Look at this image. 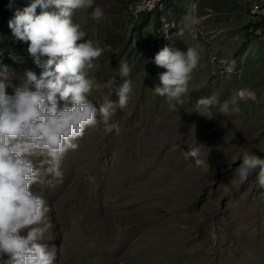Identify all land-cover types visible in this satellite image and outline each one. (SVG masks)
Instances as JSON below:
<instances>
[{
    "label": "rangeland",
    "instance_id": "rangeland-1",
    "mask_svg": "<svg viewBox=\"0 0 264 264\" xmlns=\"http://www.w3.org/2000/svg\"><path fill=\"white\" fill-rule=\"evenodd\" d=\"M4 2L8 24L31 0ZM95 6L103 9L102 18L82 9L73 15L86 38L104 49L88 72L95 80L88 98L97 107L106 96L117 101L105 87L112 79L131 80L132 93L111 118L118 131L106 132L97 117V125L86 128L78 147L63 157L59 167L72 162L78 170L67 188L51 190L46 176L45 183L32 186L51 208V228L42 242L54 240L49 248L57 256L63 247L84 252L88 260L81 264H95L96 231L110 236L111 225L126 236L125 248L134 247L133 264H264V189L255 171L241 183L242 160L233 161L242 149L264 158V0H95ZM188 15L200 22L191 24ZM248 21L259 25L250 32ZM4 38L0 28V42ZM164 46L191 47L200 56L176 112L154 91L165 69L153 57ZM224 61L235 62L231 73ZM122 62L131 69L126 78L118 75ZM3 67L9 95L25 70L41 71L28 62L25 49L5 53L0 47ZM212 95L236 99L239 112L224 116L213 107L212 119L198 114L197 100ZM194 143L209 169L185 158ZM33 160L39 167L43 157ZM82 216L95 230H74ZM131 226L135 230L127 234ZM122 248L108 242L99 264H132ZM56 261L68 264L65 258Z\"/></svg>",
    "mask_w": 264,
    "mask_h": 264
},
{
    "label": "clouds",
    "instance_id": "clouds-1",
    "mask_svg": "<svg viewBox=\"0 0 264 264\" xmlns=\"http://www.w3.org/2000/svg\"><path fill=\"white\" fill-rule=\"evenodd\" d=\"M81 9L91 10L97 19L104 16L95 0H31L22 10H15L8 21L12 35L27 43V53L41 71L37 75L25 70L14 94L9 95L8 70H0V264H55V247L42 242L51 228V208L32 186L45 183V176L62 177L61 160L78 147L76 141L86 128L97 125V117L106 132L118 131L111 118L117 107L127 106L132 93L131 80L123 79L117 84L112 79L105 87L115 93L117 101L106 96L97 107L88 98L95 86L88 72L104 49L86 38L87 33L74 23L73 15ZM185 19L191 24L200 22L195 15ZM199 59L198 51L191 47L180 50L164 46L155 53L153 62L165 71L159 74L160 85L154 91L171 111L183 105L182 98L189 92L191 74ZM224 63L225 70L231 73L235 62ZM130 71L122 62L118 75L126 78ZM213 107L224 116L239 112L236 99L221 101L216 95L200 97L195 111L212 119ZM34 157H43L41 166L34 163ZM188 157L197 167L209 169L196 143L185 152ZM236 159L242 160L237 173L240 182L255 171L257 184L264 189V158L242 149L233 161Z\"/></svg>",
    "mask_w": 264,
    "mask_h": 264
},
{
    "label": "bare ground",
    "instance_id": "bare-ground-1",
    "mask_svg": "<svg viewBox=\"0 0 264 264\" xmlns=\"http://www.w3.org/2000/svg\"><path fill=\"white\" fill-rule=\"evenodd\" d=\"M63 165H64L63 167H59V171L62 174V177L60 179H57L53 176H46V181H47L46 183L49 184L50 189H51V187H54V186L58 187L60 185L65 189L69 186L70 182H72V180L76 176L78 170L74 169L72 162L70 163V165H68L66 163H64ZM69 166H70V168H69ZM109 175H111V174H109ZM109 175H107V176H109ZM49 181L51 183H49ZM62 181H64L63 184L61 183ZM50 189H49V191H50ZM67 203L72 204L71 202H67ZM68 210H69V207L66 209V211H68ZM84 218H86V217L82 216L81 218L79 217L75 220L76 223L73 225V228L75 231H89L90 229H92L93 226L91 224H89L88 222H85ZM93 229H94V227H93ZM134 230H135L134 227L131 226L128 229L127 234L132 233ZM110 231L112 233V235H110L111 237L108 236V232H106V231H103V230L96 231V237L93 239V245L97 246L100 251H98L97 261L95 264H99L104 259L105 253L102 250V248H104L105 245L111 241H115V242L123 245V248L120 249V252H123V253L125 252V255L127 256L126 258H128L130 263L133 264V260H134L133 257L135 254L134 247L126 244L127 246L125 248V245L123 244L122 240L124 238H126V236L122 237L120 234L121 232L119 233V231L116 230V228L111 227V225H110ZM53 244H55L54 240L51 243H48L47 245H48V247H50ZM63 258H65L67 260L68 264H81L82 262L88 260V257L84 252H80V253L76 252L75 253L73 251L71 252V251L65 250V249H63V247H61V251L59 252V255L57 256V259H58V261L62 262ZM146 264H149L148 261Z\"/></svg>",
    "mask_w": 264,
    "mask_h": 264
},
{
    "label": "trees",
    "instance_id": "trees-1",
    "mask_svg": "<svg viewBox=\"0 0 264 264\" xmlns=\"http://www.w3.org/2000/svg\"><path fill=\"white\" fill-rule=\"evenodd\" d=\"M247 27H251L250 28V32L253 31V29L255 27H257L259 25V23L257 21H248V23L246 24ZM0 28L3 30L5 38L2 42H0V47L1 49L4 50L5 53L11 51L12 53H17V52H21L25 49L26 53H27V43L22 42L17 40L11 33V30L8 27V24L6 22V5L4 0H0ZM28 55V62L31 65H35L32 58H29V54ZM152 67L148 70L147 72V76H150L152 74Z\"/></svg>",
    "mask_w": 264,
    "mask_h": 264
}]
</instances>
